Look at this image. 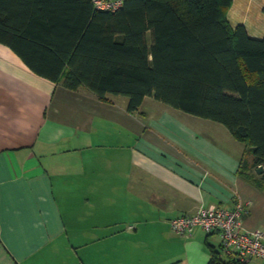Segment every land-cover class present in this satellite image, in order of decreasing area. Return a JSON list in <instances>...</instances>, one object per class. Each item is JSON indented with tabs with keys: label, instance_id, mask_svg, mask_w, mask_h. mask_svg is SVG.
<instances>
[{
	"label": "crops",
	"instance_id": "obj_1",
	"mask_svg": "<svg viewBox=\"0 0 264 264\" xmlns=\"http://www.w3.org/2000/svg\"><path fill=\"white\" fill-rule=\"evenodd\" d=\"M234 6L228 23L262 37L254 13L231 18ZM119 96L68 90L0 43V264H207L220 236L169 224L202 205L243 202V226L264 230L262 172L244 143L146 106L151 96L129 113Z\"/></svg>",
	"mask_w": 264,
	"mask_h": 264
},
{
	"label": "trees",
	"instance_id": "obj_2",
	"mask_svg": "<svg viewBox=\"0 0 264 264\" xmlns=\"http://www.w3.org/2000/svg\"><path fill=\"white\" fill-rule=\"evenodd\" d=\"M232 1L0 0V43L68 90L126 97L129 113L151 96L223 125L264 181V35L228 23ZM220 255L207 264H244Z\"/></svg>",
	"mask_w": 264,
	"mask_h": 264
},
{
	"label": "built area",
	"instance_id": "obj_3",
	"mask_svg": "<svg viewBox=\"0 0 264 264\" xmlns=\"http://www.w3.org/2000/svg\"><path fill=\"white\" fill-rule=\"evenodd\" d=\"M102 10H114L122 0H93ZM246 212L243 202H236L231 209L215 206H199L191 214H181L169 221L170 228L177 236H187L195 228L220 236V252L226 258L242 263L258 260L264 264V230L247 229L243 226L242 215Z\"/></svg>",
	"mask_w": 264,
	"mask_h": 264
},
{
	"label": "bare ground",
	"instance_id": "obj_4",
	"mask_svg": "<svg viewBox=\"0 0 264 264\" xmlns=\"http://www.w3.org/2000/svg\"><path fill=\"white\" fill-rule=\"evenodd\" d=\"M250 8H253V11H251ZM246 12H247L246 18L248 17V15L250 13H252V14L254 13L253 17H257L255 22L258 25V27L264 26V14L255 9V4L252 7V4H249V0H235V6L233 7L232 12H231V14H232L231 18L232 19L235 18L236 20H240L239 15L241 17H244ZM238 13H239V15H238ZM257 13H260V15H258ZM251 33H252V31H251ZM254 33L255 32H253V34ZM256 34L259 35V33H256Z\"/></svg>",
	"mask_w": 264,
	"mask_h": 264
},
{
	"label": "rangeland",
	"instance_id": "obj_5",
	"mask_svg": "<svg viewBox=\"0 0 264 264\" xmlns=\"http://www.w3.org/2000/svg\"><path fill=\"white\" fill-rule=\"evenodd\" d=\"M256 2L255 1H253V3H252V7L254 6V4H255ZM257 15V14H256ZM252 16V15H251ZM226 19H227V12H226ZM120 98H124V96H119ZM154 101V102H159V104L161 105V106H166V104H164V103H162V102H160V101H157V100H155V99H153L152 97L150 98H146L145 99V101H147L146 103H145V105L147 106V103L149 102V101ZM176 112V111H175ZM177 114H178V116H188L189 118H194V120H198V123H205V122H208V123H212V124H215L217 127L216 128H214V129H217V131H218V133H219V135L222 137V138H230V139H232V140H235L234 139V137L227 131V129L223 126V125H221V124H219V123H217V122H214V121H210V120H207V119H202V118H199V117H195V116H192V115H188V114H185V113H182L181 111H177ZM199 129V128H198ZM202 131H204V130H202ZM205 132V131H204ZM222 146H224V147H226L225 146V144H227L225 141H223L222 139H220L219 138V141H218ZM235 142H237V139L235 140Z\"/></svg>",
	"mask_w": 264,
	"mask_h": 264
},
{
	"label": "water",
	"instance_id": "obj_6",
	"mask_svg": "<svg viewBox=\"0 0 264 264\" xmlns=\"http://www.w3.org/2000/svg\"><path fill=\"white\" fill-rule=\"evenodd\" d=\"M263 8H264V7H263ZM237 25H242V24L239 23V24H237ZM263 35H264V34H263ZM263 35H262V37H263ZM250 37H252V36H250ZM262 37H252V38H255V39H261ZM262 170H263V169H262L261 166H259V167L257 168V172H258V173H261Z\"/></svg>",
	"mask_w": 264,
	"mask_h": 264
}]
</instances>
